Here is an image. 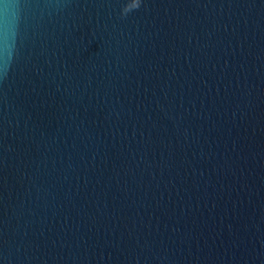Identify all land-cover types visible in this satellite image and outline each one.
Wrapping results in <instances>:
<instances>
[{"label": "water", "instance_id": "obj_1", "mask_svg": "<svg viewBox=\"0 0 264 264\" xmlns=\"http://www.w3.org/2000/svg\"><path fill=\"white\" fill-rule=\"evenodd\" d=\"M0 264H264V0H0Z\"/></svg>", "mask_w": 264, "mask_h": 264}]
</instances>
